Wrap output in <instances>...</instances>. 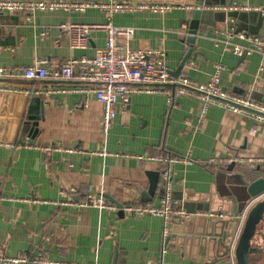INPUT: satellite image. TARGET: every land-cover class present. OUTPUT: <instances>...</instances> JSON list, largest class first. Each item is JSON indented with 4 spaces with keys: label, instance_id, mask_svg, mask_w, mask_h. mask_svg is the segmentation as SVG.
Here are the masks:
<instances>
[{
    "label": "crops",
    "instance_id": "0c3cea01",
    "mask_svg": "<svg viewBox=\"0 0 264 264\" xmlns=\"http://www.w3.org/2000/svg\"><path fill=\"white\" fill-rule=\"evenodd\" d=\"M67 1L162 3L166 6L162 11H115L109 20L115 26L132 28L130 46L164 51V63L173 75L185 74L193 81L206 82L219 63L223 66L220 83L225 90L249 95L251 90H264V54L235 53L225 42L248 45L249 39L240 38L238 32L264 38V13L230 8L236 4L263 7L264 0ZM195 9L205 11V20H195L198 31L190 42L188 22L194 19L187 17ZM227 10L243 11L240 29L228 25L226 19L214 25L205 23ZM107 18L97 6L36 10L31 14L0 12V66L7 68L0 84L23 93L33 91L41 98L39 119L24 125L22 136L19 130L10 131V120L0 122V254L35 256L41 260L37 264H240L235 252L237 236L254 205L264 201V192L250 199L241 217H236L235 228L226 226L234 230L235 237L228 254L223 255L224 248L212 241L201 252L195 240L188 247H176L174 237L164 239L167 247L162 252L164 223L158 215L132 214L114 203L111 208L61 203L102 194L121 204H158L163 189L162 163L139 159L136 154H165L189 158L169 165L174 205L185 210L196 207L203 214L207 210L221 212V218L231 222L227 211L214 201L223 187L218 175L232 160L236 161L233 172L245 171L250 179L260 175L257 164L235 158L264 156V124L220 104L209 103L201 110L199 98L179 94L171 86L164 92L134 91L126 103H116L114 119L104 132L102 104L93 93L60 90L82 87L84 82L29 79L19 72V66L39 64L42 59L55 66L70 56H92L104 45V29L90 30L86 47L71 48L68 35L59 25L100 23ZM189 48L191 52L182 63ZM14 105L11 100V107ZM151 180L154 191L147 193L148 201H142L135 187L140 185L145 190ZM183 219L173 220L168 234L174 226L182 225ZM251 247L247 264H264V218L257 223Z\"/></svg>",
    "mask_w": 264,
    "mask_h": 264
},
{
    "label": "built area",
    "instance_id": "2783aa9c",
    "mask_svg": "<svg viewBox=\"0 0 264 264\" xmlns=\"http://www.w3.org/2000/svg\"><path fill=\"white\" fill-rule=\"evenodd\" d=\"M87 6H97L107 14L108 18L100 23L66 22L59 26L69 37L71 48H84L88 44V32L92 29L105 30V42L97 48L92 56H70L55 66H48L45 59L39 64L21 65L19 72L26 78H55L75 79L84 82L82 87L73 86L60 88V90H81L93 93L96 100L102 104L101 126L107 132L114 116L115 106L118 101L126 103L130 93L134 91H167L171 86L175 92L200 99L204 110L209 103H217L228 110L241 116L250 118L264 124V103L253 99L248 93L236 94L225 90L220 83L221 64H216L210 79L206 82H196L185 74L173 75L164 63V51L151 47H132L128 39L132 34V28L113 25L110 14L115 11L149 8L153 11H162L166 6L162 3H127V2H102L92 1H67V0H0V12L20 11L31 14L36 10L65 9L84 10ZM234 9L258 10L264 13V6H240L234 5ZM240 38H248L249 44L242 45L226 40V48H231L235 53H250L258 51L264 54V38L257 35H245L238 32ZM226 36L230 33L226 32ZM193 61L190 62L192 64ZM7 75V68L0 66V76ZM18 91L14 88L0 84V91ZM27 91V90H26ZM48 149V147H45ZM139 159L157 160L162 163L161 175L163 178L162 196L158 204L145 202H127L122 204L124 211L132 214H154L163 219L162 252L166 250L165 238L168 234V226L173 220H182L189 216L181 206L173 203L171 195V170L169 165L176 161H187V157H174L165 154H136ZM240 162L249 164L264 163V156L247 158H235ZM63 204H90L98 207H114L102 194H89L85 200H63ZM210 216L221 217L223 213L206 211ZM41 260L35 256L24 254L4 255L0 254V264H37Z\"/></svg>",
    "mask_w": 264,
    "mask_h": 264
},
{
    "label": "water",
    "instance_id": "95a60500",
    "mask_svg": "<svg viewBox=\"0 0 264 264\" xmlns=\"http://www.w3.org/2000/svg\"><path fill=\"white\" fill-rule=\"evenodd\" d=\"M200 1V0H199ZM218 1V0H216ZM232 0H229L230 3ZM221 3L225 1L220 0ZM210 3V2H209ZM212 12L211 10H207ZM239 10H227L220 13L218 18H215L214 21L209 23L214 25L216 21H225L227 20L228 25H239V19L242 18ZM258 11V10H257ZM200 9L191 10L187 19L192 16L194 21L188 22V35L187 40L194 42L195 35L198 31V21H204ZM216 12V11H215ZM213 13V12H212ZM218 13V12H217ZM236 15V16H235ZM234 18V20H233ZM241 27L238 26L237 29ZM191 52L189 48L183 57L182 63L187 58V55ZM177 76V75H175ZM250 96L260 102L264 103V90H251ZM11 100L15 101V105L11 107ZM6 101H10L8 106H5ZM41 98L32 91L31 93H23L21 91H0V122L5 123L6 120H10V131L19 130V135H23L24 125L31 123V121L39 119L38 111L40 110ZM12 115L8 117L5 115ZM20 136V137H21ZM11 139V134L9 136ZM236 161L232 160L222 171L221 175H218L220 181L223 183L221 191L215 194V200L217 205H220L221 208L225 209L230 217L231 222L228 219L221 217H213L202 212H197V208L186 209L189 212V216L183 219V224L174 226L172 232L167 234V241L174 237L176 247L186 244L192 240H195L200 247V251L203 252L206 248L207 242H213V244L221 245L223 249V254H228L230 244L235 237L234 230H227L226 226L230 225L235 228L238 223L236 217L243 213L247 203L251 198L259 195L264 192V163H259L256 166V170L260 171V175L255 178L250 179L245 171L233 170L235 169ZM228 183V184H227ZM237 183V184H234ZM239 185V186H238ZM142 186L138 185L135 187V190L139 192V198L142 201H148L150 196L147 193L152 194L154 191L155 183L154 180L150 181V184L147 189L141 188ZM239 190L241 193L237 194L236 190ZM112 203L115 205L121 206L120 202H117L114 198L109 196ZM231 204L227 207V204ZM209 209L200 207V209ZM215 211H220L219 208H216ZM264 201L257 202L254 207L251 209L250 213L247 216L246 221L242 231L237 236V241L235 245V252L238 255L240 264H247L248 253L252 251L250 248V239L254 235V232L257 227V223L264 218ZM241 217V216H240ZM190 226H187V224ZM228 238V240H226ZM230 241V242H229ZM213 246V245H212Z\"/></svg>",
    "mask_w": 264,
    "mask_h": 264
},
{
    "label": "trees",
    "instance_id": "16d2710c",
    "mask_svg": "<svg viewBox=\"0 0 264 264\" xmlns=\"http://www.w3.org/2000/svg\"><path fill=\"white\" fill-rule=\"evenodd\" d=\"M240 218V217H239Z\"/></svg>",
    "mask_w": 264,
    "mask_h": 264
}]
</instances>
